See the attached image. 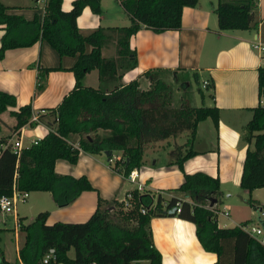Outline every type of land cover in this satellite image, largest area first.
I'll list each match as a JSON object with an SVG mask.
<instances>
[{
  "label": "trees",
  "instance_id": "16d2710c",
  "mask_svg": "<svg viewBox=\"0 0 264 264\" xmlns=\"http://www.w3.org/2000/svg\"><path fill=\"white\" fill-rule=\"evenodd\" d=\"M127 15V23L120 26H98L86 35L78 31L76 17L83 6L100 12L99 0H72L70 8L63 10L61 0H44L41 20L37 16L25 19L20 14L6 12L0 2V24L4 32L0 37V58L8 48L27 46L44 39L59 56L75 55L68 68L74 77L72 88L61 101L47 110L51 122L47 132L24 146L16 155L14 189L17 191L47 190L57 205L70 202L81 190L93 189L84 175L73 177L54 170L56 158L75 162L79 150L91 153L106 151L108 157L119 150L120 158L114 161L123 175L141 164L142 148L156 141L186 131L181 145L174 147V160L181 170L182 160L193 153L188 148L195 123L208 116L215 125L217 107L214 105H188L181 101L170 105V87L159 77H151V68L140 74L147 77L148 86L138 88L134 79L122 82V72L133 67L134 51L127 46L128 36L139 27L158 32L179 27L182 6L193 5L196 0H118ZM255 0H215L214 13L219 29H250L254 27L252 8ZM114 43V53L103 56L101 47L107 40ZM90 49L85 51V45ZM57 67L38 66L36 89L43 86L46 73ZM96 69L98 84H83L85 74ZM207 86V84H206ZM256 93L260 103L252 107L251 116L243 126L242 138L246 146L241 162L237 186L246 191L264 186V65L256 67ZM13 94L0 90V114L14 106ZM8 113L14 118L11 130L29 120L32 111L23 104ZM44 114H37L42 120ZM1 121V117H0ZM77 134L75 142L70 139ZM6 143L0 137L1 144ZM9 145L5 149H9ZM182 172L179 191L189 200L175 196L163 198L130 189L127 206L122 200L97 197L96 206L87 219L79 222L54 221L46 223L47 211L35 213L27 223H19L23 239L17 255L22 264H128L144 259L147 264H160L159 252L153 246L148 226L150 216L169 214L193 224L194 235L200 247L212 252L211 264H264V246L237 225L217 227L216 204L219 202L218 180L201 171ZM11 186H0V194H10ZM210 198L213 202L209 205ZM177 201L178 210H168ZM249 205L257 210L252 202ZM163 203V204H162ZM111 207V208H110ZM139 207L144 212H139ZM264 230V220L257 217ZM238 238L244 239L241 252ZM72 249V256L67 254ZM50 249L52 251L50 252ZM50 252L46 262L42 259Z\"/></svg>",
  "mask_w": 264,
  "mask_h": 264
},
{
  "label": "crops",
  "instance_id": "0c3cea01",
  "mask_svg": "<svg viewBox=\"0 0 264 264\" xmlns=\"http://www.w3.org/2000/svg\"><path fill=\"white\" fill-rule=\"evenodd\" d=\"M71 1L61 0V8L69 9ZM0 2L6 6L8 13L20 14L28 20L33 16H37L38 20L42 18L44 0ZM99 3V13L92 12L89 6L85 5L76 17V25L82 35L88 34L98 26H120L127 23V15L118 0H99ZM214 3L215 0H196L191 6H182L179 27L176 29L154 32L139 27L127 38L128 48L134 51L135 63L133 67L122 72V82L134 79L137 87L144 89L148 86V80L140 73L151 68H159L162 75L171 80L172 77H177V74L179 76L191 73L196 77L203 73L200 87L204 92L198 89V100L191 90H187V95L182 97L178 95L172 106H178L181 101H185L191 106L217 107L215 125L208 116L195 123L194 133L188 145L193 153L182 160L181 170L173 162V145L182 144L179 150L183 152V148H186L183 146L186 131L181 141H170L169 138L180 135L183 131L170 135L169 138L167 136L147 142L143 146L141 164L134 168L136 181L141 185L138 192L158 193L163 198L171 195L188 200L181 192L172 191L181 181V171L187 173L201 171L215 176L220 194L225 192L226 196L229 195L228 187L238 183L244 149L249 146L242 138L243 126L251 116L252 107L260 103L256 93V67L261 65V62L249 48L248 43L253 33L264 36V0H255L251 10L255 25L250 29L217 28ZM3 32V25L0 24V37ZM106 45L108 44L101 47V54L110 56L105 52ZM89 49L90 45L86 44L85 51ZM74 59L75 55L59 56L44 39H37L30 45L8 48L4 51L0 58V90L13 94L16 104L8 106L7 110L0 114V137L6 138V143L1 144L0 149V186L9 185L12 189L14 187L16 157L10 150L13 140L19 136L22 146H27L32 140L42 137L52 126L45 115L47 110L55 107L72 88L74 77L68 68ZM39 65L59 68L50 69L45 75L42 88L36 89ZM163 80L167 82L164 77ZM202 80L206 81L204 86H201ZM83 84L93 87L98 84L96 69H91L85 74ZM187 84L186 79L180 81V87H186ZM197 101L200 104H197ZM23 104H29L32 113L44 114L43 119L33 125L23 124L11 130L14 118L8 110L17 109ZM70 139L75 142L74 139ZM6 145H9V149H5ZM120 153L119 150H113L112 154L116 157L112 161L108 160V155L104 151L91 153L79 150L73 163L64 158H56L53 167L56 172L73 177L84 175L93 189L81 190L64 205H57L47 190H31L25 197L28 199L29 207L36 213L46 210V223L57 220L79 222L87 219L94 210L97 197L121 200L124 192L133 188L134 183L125 179L120 166L114 163L120 158ZM257 188L264 189V186ZM253 199L255 206H264V202L258 201L255 197ZM15 204L16 201L12 211L0 210V222H6V214L13 215L14 232L20 222L27 223L35 215L23 221L24 216L19 215ZM219 204L221 205L220 195ZM222 210L226 211L227 216L228 211L224 205H221L216 214ZM216 214L217 227L239 224L230 218L233 224L220 226L216 222ZM263 214L257 215L256 212V218L264 220ZM148 226L152 244L159 252L160 264H211L214 261L215 255L203 250L197 242L191 222L175 215L161 214L150 216ZM22 239L23 236L16 244V252ZM243 245L244 239L238 238L239 252L242 251ZM67 254L72 256L68 251ZM139 262L138 259L129 261L128 264ZM142 264H147V261ZM236 264H240V259Z\"/></svg>",
  "mask_w": 264,
  "mask_h": 264
},
{
  "label": "rangeland",
  "instance_id": "374dc122",
  "mask_svg": "<svg viewBox=\"0 0 264 264\" xmlns=\"http://www.w3.org/2000/svg\"><path fill=\"white\" fill-rule=\"evenodd\" d=\"M105 44H108L106 45L107 50H105V52L110 56L113 55L114 43L112 42V40L108 39L105 42ZM162 74L163 73L160 70H157L156 72L151 71L149 73V75L152 78L153 77L155 78L157 76L163 80L164 77L168 82L166 83L170 87V105L174 104V100L178 97V95H180L181 97L184 95L186 96L187 90H191V93L195 95V98H197V100L199 98L198 89L202 93L204 92V89L200 87V80L204 76L203 73H199L196 77H193L191 73H187L185 75L179 74V76L177 74V77L176 76L172 77L173 78L172 80ZM184 79L187 80L188 84L186 87L185 86L180 87V81ZM203 97L206 98L205 95H203ZM197 104H200V102L197 101ZM184 134L185 132L183 131L180 133V135L179 134L175 135L172 138L168 136V138L170 137L169 138L170 141L172 140L181 141L184 138ZM70 138L76 141L78 135L72 134ZM173 146L178 147V145L176 144H174ZM227 190L229 195L226 196V193L223 192L220 194V198H221V205L225 206V208L228 211V215L225 216L222 215L221 213L216 214L217 211L214 212L217 218L216 222L220 224V226H225L224 224H233L230 222V218H231L234 223L239 222V223H246L248 225L257 224L258 220L256 218V211L255 209L251 208L248 200L252 199V202L254 203L253 197H255L258 199V201L264 202V189L256 187L252 191L251 190L246 191L245 189L239 188L237 185H235V186H229ZM149 195L152 196L151 202H153L154 193H151ZM186 198L189 200L188 197ZM15 205L18 209L19 215L24 216L22 217L23 221L29 218L30 216H33L36 213V211H32L31 208L29 207L28 199L27 200L17 199ZM221 205L219 204V202L216 204L217 210L220 209ZM5 218H6V222H0V264H21V261L17 257L16 244L21 240V237L23 236V231L19 227L16 230V232H14V230L12 229L13 215L6 214ZM68 253L69 254L72 253L71 248L68 250ZM139 261H140L139 264L145 263L144 259H139Z\"/></svg>",
  "mask_w": 264,
  "mask_h": 264
},
{
  "label": "built area",
  "instance_id": "2783aa9c",
  "mask_svg": "<svg viewBox=\"0 0 264 264\" xmlns=\"http://www.w3.org/2000/svg\"><path fill=\"white\" fill-rule=\"evenodd\" d=\"M249 48L257 55L259 58V61L261 62V65H264V36H261L258 33H253L250 40H249ZM206 83L205 80L201 81V86H204ZM29 120L32 121H38L37 120V113H32ZM36 139L32 140L34 142ZM21 140L20 137L17 136L16 139L13 140V142L10 144L11 150L18 155L19 151L22 148ZM115 155L111 154L108 157V160L112 161L115 159ZM125 179L128 181L134 183L133 188L136 191H139L141 189V185L139 182L136 181V173L134 169H131L127 172L126 175H124ZM27 195V191H17L14 188L12 189L10 194H0V210L2 211H12L14 203L17 199H22L24 200ZM130 197V189L126 190L122 196V206H127V199ZM178 206H177V201L175 202L173 206V211H177ZM139 212L142 213L144 212L143 207H139ZM222 215H226V211H220ZM257 215L262 214L264 212V206H259L257 207ZM237 226L243 230L244 232L247 233V235L255 238L258 243H260L262 246H264V230L259 224H254V225H248L246 223H239ZM52 249H50V252ZM50 252H47L42 261L46 262L47 258L51 255Z\"/></svg>",
  "mask_w": 264,
  "mask_h": 264
},
{
  "label": "water",
  "instance_id": "95a60500",
  "mask_svg": "<svg viewBox=\"0 0 264 264\" xmlns=\"http://www.w3.org/2000/svg\"><path fill=\"white\" fill-rule=\"evenodd\" d=\"M104 153H107L106 151H104ZM213 202V198H210L208 204L210 205ZM169 212L173 211V207H171L169 210Z\"/></svg>",
  "mask_w": 264,
  "mask_h": 264
}]
</instances>
